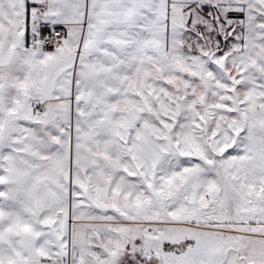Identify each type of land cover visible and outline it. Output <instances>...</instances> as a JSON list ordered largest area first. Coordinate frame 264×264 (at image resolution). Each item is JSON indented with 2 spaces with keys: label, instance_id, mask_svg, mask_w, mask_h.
Here are the masks:
<instances>
[{
  "label": "snow or ice",
  "instance_id": "snow-or-ice-1",
  "mask_svg": "<svg viewBox=\"0 0 264 264\" xmlns=\"http://www.w3.org/2000/svg\"><path fill=\"white\" fill-rule=\"evenodd\" d=\"M0 264H264V0H0Z\"/></svg>",
  "mask_w": 264,
  "mask_h": 264
}]
</instances>
